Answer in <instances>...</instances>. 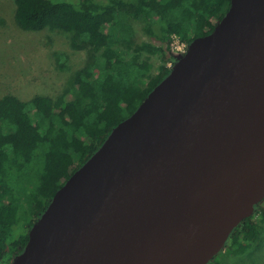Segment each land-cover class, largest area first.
I'll use <instances>...</instances> for the list:
<instances>
[{"label": "water", "instance_id": "water-1", "mask_svg": "<svg viewBox=\"0 0 264 264\" xmlns=\"http://www.w3.org/2000/svg\"><path fill=\"white\" fill-rule=\"evenodd\" d=\"M56 191L12 264H209L264 199V0H231Z\"/></svg>", "mask_w": 264, "mask_h": 264}, {"label": "trees", "instance_id": "trees-1", "mask_svg": "<svg viewBox=\"0 0 264 264\" xmlns=\"http://www.w3.org/2000/svg\"><path fill=\"white\" fill-rule=\"evenodd\" d=\"M13 1L16 21L23 30L48 28L68 33L75 43L89 44L93 53L62 95L37 94L24 100L8 93L0 98V264H10L24 250L31 227L56 191L182 58L169 52L172 36H179L190 47L194 38L212 32L231 3ZM135 23L157 44L142 41L134 46ZM153 55L160 61L157 66ZM261 202L228 239L225 248L232 253H243L255 245L258 222H264Z\"/></svg>", "mask_w": 264, "mask_h": 264}, {"label": "rangeland", "instance_id": "rangeland-1", "mask_svg": "<svg viewBox=\"0 0 264 264\" xmlns=\"http://www.w3.org/2000/svg\"><path fill=\"white\" fill-rule=\"evenodd\" d=\"M134 31L131 40L134 46L142 41L157 44L142 31L139 23H135ZM169 52L181 55L180 50H173L171 45ZM92 53L89 44L75 43L68 33L48 28L23 30L15 18L14 1L0 0V98L8 93L24 100L37 94L62 95L69 90L75 73L88 62ZM151 59L155 66L160 62L156 55ZM260 205L264 206V200ZM258 223L255 245L237 255L224 247L210 264H264V222L259 220Z\"/></svg>", "mask_w": 264, "mask_h": 264}, {"label": "built area", "instance_id": "built-area-1", "mask_svg": "<svg viewBox=\"0 0 264 264\" xmlns=\"http://www.w3.org/2000/svg\"><path fill=\"white\" fill-rule=\"evenodd\" d=\"M170 45L173 50H180L181 55H183L182 57H186L187 53L190 50V47H188L187 44L177 35L172 36ZM168 65L172 66V63H169Z\"/></svg>", "mask_w": 264, "mask_h": 264}, {"label": "bare ground", "instance_id": "bare-ground-1", "mask_svg": "<svg viewBox=\"0 0 264 264\" xmlns=\"http://www.w3.org/2000/svg\"><path fill=\"white\" fill-rule=\"evenodd\" d=\"M191 55H192V51H191V50H189V52L187 53V55H186L185 59H189V58L191 57Z\"/></svg>", "mask_w": 264, "mask_h": 264}]
</instances>
